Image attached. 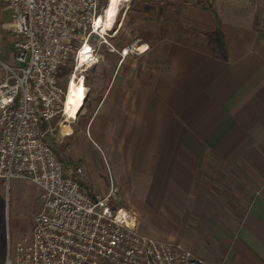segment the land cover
<instances>
[{"label":"crops","instance_id":"obj_1","mask_svg":"<svg viewBox=\"0 0 264 264\" xmlns=\"http://www.w3.org/2000/svg\"><path fill=\"white\" fill-rule=\"evenodd\" d=\"M257 2L247 12L231 3L225 16L217 10L216 51L192 38L169 40L152 83L139 77L133 53L108 51L96 71L97 101L87 107L86 97L72 122L58 114L42 123L52 146L69 141V158L93 193L110 188L88 140L112 158L119 195L131 182L142 188L147 213L136 216L138 230L211 264H264V5Z\"/></svg>","mask_w":264,"mask_h":264},{"label":"built area","instance_id":"obj_2","mask_svg":"<svg viewBox=\"0 0 264 264\" xmlns=\"http://www.w3.org/2000/svg\"><path fill=\"white\" fill-rule=\"evenodd\" d=\"M5 1L15 42L13 64H3L0 79V180L31 181L41 189L42 204L31 236L9 238L1 264H211L182 243L140 232L115 187L90 193L67 176L42 130L60 113L64 121L73 119L65 113L60 72L74 57L77 69L99 58L93 36L123 57L141 46L118 48L110 41L116 33H102V0Z\"/></svg>","mask_w":264,"mask_h":264},{"label":"rangeland","instance_id":"obj_3","mask_svg":"<svg viewBox=\"0 0 264 264\" xmlns=\"http://www.w3.org/2000/svg\"><path fill=\"white\" fill-rule=\"evenodd\" d=\"M109 1H101L102 12L107 8ZM196 1L198 0H119L115 17L111 26L107 28L106 35L115 34L119 28L114 41V45L118 48L127 45L134 48L143 45L148 48L144 54L133 53L132 61L134 69L142 70L139 77L147 78L148 83H152L156 78L154 68L161 62V60H157V53L167 46L169 40L178 37L192 38L203 47L217 50V43L211 40L213 35L210 31L211 21L215 18L209 11L201 9ZM212 1L222 16H225L223 9L227 8L230 3L236 5L237 9L240 8L242 11L244 9L245 12L250 10L251 5L258 3L257 0ZM260 1L264 5V0ZM245 2L246 5L243 4ZM11 20L12 10L5 0H0V75H5L3 62L13 64L15 37L9 30ZM90 41L97 45L99 58L90 59L84 66L77 69L74 57L62 69L61 75V84L65 93L68 91L69 98L71 84H80L81 82L85 84L86 97L89 98L86 103L87 107L88 103L92 104L97 101L99 90L96 89L95 84L101 78L96 71H99V65L103 63V56L109 51V46L103 44L101 38L93 36ZM111 66L109 63L108 67L111 68ZM76 118L71 119V122ZM74 124L71 123V125ZM88 142L92 145L93 151L98 154V158L93 157L94 165L102 172L106 187L116 186L113 179L110 180L113 176L109 171V166L113 165L112 158L102 154L90 140ZM55 144L57 146L56 148L53 146V148L62 162L71 159L69 157H71L72 150L69 141L66 140L61 144L55 142ZM73 161L80 167L79 161ZM114 174H116L115 171ZM130 185L126 189L119 187L121 195L119 203L136 209L139 213L136 216L139 218L138 220H141V212H145L144 217L147 213L146 205L143 203V200L146 201V196L143 194L142 188L135 182H131ZM41 204V189L31 181L12 179L9 183L2 184V180H0V263L7 255L9 238L13 241L17 237L31 236L34 216L40 210ZM146 224L150 226V221ZM149 228L145 227V233Z\"/></svg>","mask_w":264,"mask_h":264},{"label":"bare ground","instance_id":"obj_4","mask_svg":"<svg viewBox=\"0 0 264 264\" xmlns=\"http://www.w3.org/2000/svg\"><path fill=\"white\" fill-rule=\"evenodd\" d=\"M119 4V0H110L107 8L105 9L104 17L97 22L98 27L102 28V33L106 35L107 28L111 26V23L115 17V12L117 11ZM111 13V14H110ZM85 49L89 52V44H86ZM148 48L143 45L140 47L141 52H145ZM87 56L83 54V58ZM68 91L66 93L65 99V113L69 116V118H76L79 111L82 109L84 105V101L86 99V86L83 82L80 84H71Z\"/></svg>","mask_w":264,"mask_h":264},{"label":"trees","instance_id":"obj_5","mask_svg":"<svg viewBox=\"0 0 264 264\" xmlns=\"http://www.w3.org/2000/svg\"><path fill=\"white\" fill-rule=\"evenodd\" d=\"M196 4L201 9L209 11L214 16V18L216 20V25H217L215 33L222 40V35H221L220 29H219V27L221 25V19H220L218 13H217L216 5L214 4V2L212 0H198V1H196ZM262 24H263V27H264V12H263V16H262ZM222 48H223V51H225V45H224L223 41H222ZM69 61H71V59ZM64 67L65 66H63L61 68L60 77H61V75L63 73L62 69ZM62 164H63V168H64V171H65V174L67 176H71L72 178L77 180L84 188H86L90 193H92L91 187L88 184V182L77 174L76 170L78 168V166H77L78 164L75 161H73L72 159H68L66 161H63Z\"/></svg>","mask_w":264,"mask_h":264},{"label":"snow or ice","instance_id":"obj_6","mask_svg":"<svg viewBox=\"0 0 264 264\" xmlns=\"http://www.w3.org/2000/svg\"><path fill=\"white\" fill-rule=\"evenodd\" d=\"M111 14V13H110Z\"/></svg>","mask_w":264,"mask_h":264}]
</instances>
